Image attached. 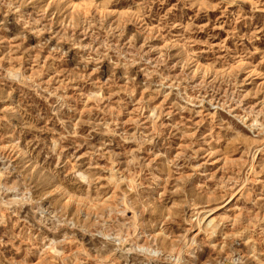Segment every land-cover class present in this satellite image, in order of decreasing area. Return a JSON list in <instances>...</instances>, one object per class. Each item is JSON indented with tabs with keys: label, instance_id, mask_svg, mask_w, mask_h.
<instances>
[{
	"label": "rangeland",
	"instance_id": "374dc122",
	"mask_svg": "<svg viewBox=\"0 0 264 264\" xmlns=\"http://www.w3.org/2000/svg\"><path fill=\"white\" fill-rule=\"evenodd\" d=\"M0 264H264V0H0Z\"/></svg>",
	"mask_w": 264,
	"mask_h": 264
},
{
	"label": "bare ground",
	"instance_id": "6f19581e",
	"mask_svg": "<svg viewBox=\"0 0 264 264\" xmlns=\"http://www.w3.org/2000/svg\"><path fill=\"white\" fill-rule=\"evenodd\" d=\"M261 151V150H260ZM263 152V151H262ZM262 154V153H261ZM253 164V163H252ZM251 168V167H250ZM251 174V173H250ZM241 190V189H240ZM243 190V189H242ZM248 190V189H247ZM237 193V192H236ZM239 193V192H238ZM243 193V192H242ZM245 193V192H244ZM217 210V209H216ZM214 212L213 208H208L203 211H200L201 218L198 220V231H208L210 234L214 228L213 225V218L211 217V214ZM215 213V212H214ZM197 219V218H196ZM216 225V224H215ZM215 229V228H214ZM211 230V231H210ZM207 233V232H206ZM207 235V234H206ZM209 235V234H208ZM239 244V243H238ZM57 252V251H56ZM182 252V251H181ZM54 254V253H53Z\"/></svg>",
	"mask_w": 264,
	"mask_h": 264
}]
</instances>
